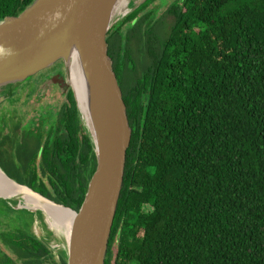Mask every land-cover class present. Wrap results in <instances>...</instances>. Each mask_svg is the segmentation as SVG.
<instances>
[{"label": "trees", "instance_id": "16d2710c", "mask_svg": "<svg viewBox=\"0 0 264 264\" xmlns=\"http://www.w3.org/2000/svg\"><path fill=\"white\" fill-rule=\"evenodd\" d=\"M31 1L0 0V20ZM142 7L105 35L130 137L103 264H264V0H173L167 25ZM65 95L71 155L42 161L66 168V194L50 199L76 211L95 158ZM0 205V264H65L31 231L38 213Z\"/></svg>", "mask_w": 264, "mask_h": 264}, {"label": "water", "instance_id": "95a60500", "mask_svg": "<svg viewBox=\"0 0 264 264\" xmlns=\"http://www.w3.org/2000/svg\"><path fill=\"white\" fill-rule=\"evenodd\" d=\"M115 2L32 0L17 15L5 16L0 20V87L5 88L34 75L58 60L62 62L66 79L67 57L75 53L78 58L91 128L89 131L81 121L72 89L71 92L78 118L89 137L95 158L94 170L88 178L78 209L74 211L39 195L8 178L0 169L4 178L22 188L24 193L37 195L46 202L73 212L67 240H63L65 248L61 250L65 264L104 263L122 184L124 153L129 142L130 128L105 44V35L114 22L110 14ZM10 197L8 195L6 200L0 196V201L15 211L38 213L47 225L41 210L18 204L22 195ZM47 228L54 232L48 225Z\"/></svg>", "mask_w": 264, "mask_h": 264}, {"label": "flooded vegetation", "instance_id": "af4514ba", "mask_svg": "<svg viewBox=\"0 0 264 264\" xmlns=\"http://www.w3.org/2000/svg\"><path fill=\"white\" fill-rule=\"evenodd\" d=\"M151 2H153V0H151ZM66 82L72 89V86L69 84L67 78ZM49 85L50 84H48V82L45 80L39 87H36L33 92L35 93L38 88V93L36 96L41 97L43 95L42 91L45 89V86ZM12 86L13 84H10L9 86L3 88V95H7L6 97L13 96L14 94L10 93ZM42 106H48L51 109H54L55 119H53V121L45 119H27L23 121L21 119H11V117H5V120H1L0 165L4 168V170L10 172L11 174L18 173L19 170L21 173L20 175L23 177L24 174H28L29 176L32 175L30 180L26 181V183L29 185L28 187L31 190L49 200H51L50 198L59 199L66 194L68 189L65 188L66 168H64L62 165L57 166L55 163L50 170L49 168H46L47 165H44L42 160L45 158L51 159L52 157H58L61 160L62 158L65 159L67 156L71 155L72 148H68L66 144L62 142V128L59 126L60 120L58 119V114L62 108V104H60L56 109L53 106L46 104ZM77 147V153H79L81 146L78 144ZM9 158L14 159V164L17 163L16 159L18 158H27V162L25 165H23L24 169L22 170L19 168L17 170L16 167H9L4 161L5 159ZM57 175L60 176L59 180L61 183L59 185H56ZM88 178L86 180V184ZM80 182L81 176H79L77 186ZM72 192L73 190H70V193ZM1 208L2 206L0 205V209ZM36 218L39 219L41 217L40 215H37ZM4 253L10 254V252Z\"/></svg>", "mask_w": 264, "mask_h": 264}, {"label": "rangeland", "instance_id": "374dc122", "mask_svg": "<svg viewBox=\"0 0 264 264\" xmlns=\"http://www.w3.org/2000/svg\"><path fill=\"white\" fill-rule=\"evenodd\" d=\"M171 1L173 0H153V2H151V0H144L143 2L142 0H132L134 4L127 11V13L136 8L142 2L141 4L143 7L137 12L138 14L144 11H149L154 18L162 20L167 25L170 23L171 17L165 13V10ZM124 15L114 19L112 25L120 21ZM132 15L128 16V19L122 23V30L128 27ZM64 74L62 62L58 60L44 70H41L34 75L28 76L21 81L13 83V86L10 89V93L14 94L13 96L5 98L2 91L3 87H0V95H3L0 96V122L1 120H5V117H11V119H21L23 121L27 119H45L53 121V119H55L54 109L42 105L46 104L53 106L56 109L60 104L66 102L65 94L67 89L71 90V88L67 84ZM42 80H46V82H48L50 85L45 86V89L42 91L43 95L41 97H37L36 94L38 93V88L35 93L33 91L36 87H39L42 82H44ZM31 176L27 174L25 180L29 181ZM4 228H7V223L6 221L0 219V229ZM30 229L36 236L46 241L47 246L53 249V253L65 248L63 238L57 236L54 232L52 233V231L47 228V225L43 223V219H38L34 216L32 224L30 225ZM46 230L51 233L50 237H47ZM0 251L9 253V251L3 246L1 242ZM111 251V258H113L115 254V243L112 244ZM110 264H112V259L110 260Z\"/></svg>", "mask_w": 264, "mask_h": 264}, {"label": "bare ground", "instance_id": "6f19581e", "mask_svg": "<svg viewBox=\"0 0 264 264\" xmlns=\"http://www.w3.org/2000/svg\"><path fill=\"white\" fill-rule=\"evenodd\" d=\"M132 0H116L112 11L111 19L114 20L125 14L132 6ZM67 75L66 78L72 86L73 95L78 106L81 121L88 131L91 130L86 108H85V90L78 58L75 53H70L65 61ZM86 130V131H87ZM8 195L14 198L22 195L18 202L19 205L29 209H39L44 213L45 222L55 234L60 235L63 240H67L69 226L73 218V212L59 205L52 204L40 199L37 195L24 193L23 189L16 187L9 180L5 179L0 170V196L4 199ZM7 200V199H6ZM12 200H10L11 202Z\"/></svg>", "mask_w": 264, "mask_h": 264}]
</instances>
